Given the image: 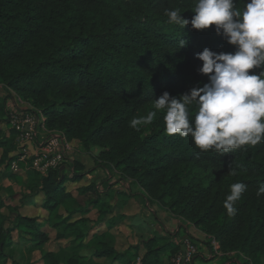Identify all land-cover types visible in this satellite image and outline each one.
<instances>
[{
    "label": "trees",
    "instance_id": "16d2710c",
    "mask_svg": "<svg viewBox=\"0 0 264 264\" xmlns=\"http://www.w3.org/2000/svg\"><path fill=\"white\" fill-rule=\"evenodd\" d=\"M243 2L247 0H237L236 7L242 9ZM176 7L185 19L194 15V0H0V84L38 110L47 131L61 132L85 149L97 147L99 166L133 182L151 203L214 239L221 253L236 252L260 264L264 195L258 197L257 189L264 184V143L221 156L201 152L191 137L167 135L162 112L138 130L130 125L134 117L154 110L152 101L163 92L178 96L208 82L199 74L197 53L204 48L216 53L235 50L214 26L196 31L169 23L165 9ZM180 39L187 41L183 48ZM194 115L191 108L190 118ZM2 116L0 103V120ZM16 149L15 133L0 131V168ZM75 168L82 169L77 163ZM230 169L238 175H229ZM29 171L41 185L45 209L52 213L65 208L72 197L64 190L69 179L62 178L60 168L47 177ZM82 177L75 173L70 180ZM236 182L246 184L247 191L236 204V214L229 216L223 202ZM89 192L95 195L89 204L99 206L94 185L80 190L82 195ZM99 212L107 214L105 204ZM3 223L0 217V259L5 262L10 232ZM34 224L20 216L15 222L18 228ZM37 240L41 243L45 237L37 234ZM140 246L143 264H159L157 239ZM139 248L132 247L129 255L99 244L95 256L133 262ZM178 252L171 250L170 259ZM47 257L49 264H57ZM67 264L78 262L70 259Z\"/></svg>",
    "mask_w": 264,
    "mask_h": 264
},
{
    "label": "clouds",
    "instance_id": "9594fccd",
    "mask_svg": "<svg viewBox=\"0 0 264 264\" xmlns=\"http://www.w3.org/2000/svg\"><path fill=\"white\" fill-rule=\"evenodd\" d=\"M194 4L190 20L183 18L179 7L165 9L168 22L182 30L189 25L196 31L214 26L234 52L204 48L197 53L195 59L202 62L199 74L208 82L178 96L163 92L152 101L154 110L134 117L131 127L138 130L149 125L162 112L166 134L191 137L201 152L211 150L222 156L264 143V0H247L242 9L236 7L237 0H194ZM186 44V40H179V48ZM191 108L195 110L192 118ZM229 175L238 173L230 169ZM246 191L242 182L230 185L223 202L227 215L236 214V204ZM261 195L264 184L257 189V196Z\"/></svg>",
    "mask_w": 264,
    "mask_h": 264
},
{
    "label": "crops",
    "instance_id": "0c3cea01",
    "mask_svg": "<svg viewBox=\"0 0 264 264\" xmlns=\"http://www.w3.org/2000/svg\"><path fill=\"white\" fill-rule=\"evenodd\" d=\"M3 97L4 94L0 91L2 107ZM4 116L3 109L0 131L8 136L11 131H6L3 122ZM68 144L69 150L66 153L68 162L60 167V171L62 178L69 179L63 185L65 192L70 194L72 198H76L78 194L82 195L80 193L81 189L94 185V183L84 184L87 177L94 176L98 169L104 171L107 168L97 164L96 158L100 152L97 147L87 149V151L93 152L91 154L93 167L91 168L95 170L92 171L75 157L74 151L78 147V156L82 155V144L79 141H69ZM9 156L11 157V154ZM77 162L82 167L77 173L82 174L83 177L80 181L75 182L71 181L70 178L75 174L74 169ZM8 163L9 160L0 168L2 173L0 178V203L3 205L0 207V217L4 218L3 228L10 232V242L4 249V253L8 258L5 262L0 259V264H49L48 254L57 260V264H67L70 259H75L78 264H143L142 259L145 251L140 245L152 239H157L155 249H161L159 251V264H171V250L179 248L183 252L182 248L185 240H189L194 244L196 254L190 262L184 264H245L244 261L247 260L246 257L236 252L212 257V252L216 248H213L212 238L194 226L182 222L176 216L170 215L165 209L155 207L153 210L150 208L144 209L143 212L138 211V207L134 209L133 207L137 204L135 200L139 197L128 193L129 198L119 201L116 196H114L116 199L112 197L111 200H105L104 197H101L104 192L98 191L100 196L99 206L91 205L89 202L87 207L90 208L81 209L74 215H69V211L64 207L56 210L58 217L62 218V222L65 221L69 224L68 226L74 228L71 233L60 232L50 226L49 214L51 212L44 207L45 196L35 175H32V172L26 168L23 169V167L17 172H12L8 167ZM70 163H74V165L71 166V173L66 174V167ZM10 174H16L17 176L10 179L7 177ZM34 174L40 176L38 173L34 172ZM127 182L130 181H121V183ZM66 185L71 186L69 188L79 186L73 192L72 189L66 188ZM32 186L33 189L38 190L37 193L29 192V188L32 189ZM109 189L107 188V190ZM12 190L14 194H12ZM23 190L24 197L19 195L20 197L17 199L18 195L15 191L22 192ZM6 195H11L8 200L4 199ZM114 195H116V192ZM103 204L106 206L107 214L102 216L99 211ZM153 204L151 203V205ZM151 212H153V215H151ZM18 216L34 220V228L16 227L15 222ZM52 227H57V225H52ZM37 234L44 236L45 240L40 243L37 240ZM52 244H55L56 247L50 250ZM99 244H105L121 254L129 252V255H132L130 249L137 245H139L140 250L133 262L128 257L121 261H113L109 258L95 256ZM260 261V264H264L263 257L260 258Z\"/></svg>",
    "mask_w": 264,
    "mask_h": 264
},
{
    "label": "built area",
    "instance_id": "2783aa9c",
    "mask_svg": "<svg viewBox=\"0 0 264 264\" xmlns=\"http://www.w3.org/2000/svg\"><path fill=\"white\" fill-rule=\"evenodd\" d=\"M0 91L4 94V123L6 131L15 133L16 152L11 154L8 167L17 172L19 165L27 170L46 177L50 171L59 169L68 162L66 153L69 141L61 132L47 131L41 113L31 105L20 99L12 90L0 84ZM212 257L223 256L213 239ZM183 252H178L171 259L172 264L190 262L196 254V247L189 240L183 242ZM213 259V258H212ZM247 264H253L248 262Z\"/></svg>",
    "mask_w": 264,
    "mask_h": 264
},
{
    "label": "rangeland",
    "instance_id": "374dc122",
    "mask_svg": "<svg viewBox=\"0 0 264 264\" xmlns=\"http://www.w3.org/2000/svg\"><path fill=\"white\" fill-rule=\"evenodd\" d=\"M78 149H79V147L74 151L76 159L79 160L80 162L82 161L81 163L84 164L86 168L92 169L91 167H93V163L91 162V158H92L91 154H93V152L87 151V149L81 147L82 155L78 156V153H77ZM89 153H90V157H89ZM77 163L79 164V162H77ZM73 165H74V163L73 164L70 163V165H67L66 171H65L66 174L71 173L70 170H71V166H73ZM79 165H81V164H79ZM25 168H27V167L24 166L23 169H25ZM74 170H75V173L78 172V169L75 168ZM94 170L95 169H92V171H94ZM86 179L87 180L84 182V184L94 183V186L97 189V191L104 192L103 194H101V197H104L105 200H107V199L111 200L112 197L114 198V196H116V198H118L119 201H121V199L124 200V199L129 198L130 196L128 194H134L137 197H139L135 200V202L137 201V204L133 207L134 209L136 207H138V211L143 212L149 208L152 210L155 207L162 208L161 206H159L158 204H155V203L153 205H151V202L149 201V199L143 195L141 190H139L138 186H135L133 183H130V182L121 183L122 180L119 179L118 173L113 172L112 170L105 169L104 171H102V170L98 169L97 173L94 176H90V178L87 177ZM77 186H79V185H77ZM77 186H73L72 188H69L71 186L68 187L66 185V188L72 189V191L74 192ZM33 188H34L33 186H32V189L29 188V192L37 193L38 190L36 191V189H33ZM107 188H110L111 190L110 189L107 190ZM23 192H24V190L22 192L21 191L20 192L15 191V193L18 195L17 199L20 197L19 195H21V197H24ZM115 192H116V195H114ZM123 193H125V194H123ZM12 194H14V191L12 192ZM75 195H76V193H75ZM10 196L6 195L4 197V199L8 200ZM94 198H95V195L92 192H89L83 196L78 194L76 196V198H72L71 200L66 201L64 203V205H65V208L69 211V215H71V214L74 215L76 212H78L81 209L90 208V207H87L88 203L91 202ZM116 198H114V199H116ZM141 209H142V211H141ZM168 213H170V212L168 211ZM151 215H153V212H151ZM170 215H172V214L170 213ZM49 217H50L51 228L57 229L63 233H67V232L71 233L74 230L73 227L68 226L69 224L67 222H65V221L62 222V220H61L62 218L58 217V212L56 210L53 211L51 214H49ZM152 219H153V217H152ZM60 223H62V224H60ZM52 225H57V227H52ZM55 247H56V245L52 244L50 247V250L55 249ZM263 262H264V257H263ZM244 263L247 264L248 261L245 260ZM260 263H261V261H260Z\"/></svg>",
    "mask_w": 264,
    "mask_h": 264
},
{
    "label": "water",
    "instance_id": "95a60500",
    "mask_svg": "<svg viewBox=\"0 0 264 264\" xmlns=\"http://www.w3.org/2000/svg\"><path fill=\"white\" fill-rule=\"evenodd\" d=\"M182 250H184V248H182Z\"/></svg>",
    "mask_w": 264,
    "mask_h": 264
}]
</instances>
